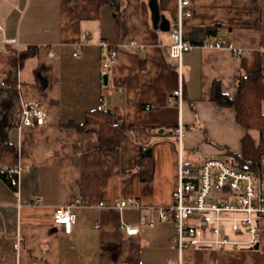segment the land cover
Returning a JSON list of instances; mask_svg holds the SVG:
<instances>
[{"label":"crops","instance_id":"0c3cea01","mask_svg":"<svg viewBox=\"0 0 264 264\" xmlns=\"http://www.w3.org/2000/svg\"><path fill=\"white\" fill-rule=\"evenodd\" d=\"M178 7L179 0H0V84L8 60L24 56L15 66L19 102L47 110L45 124L8 131L23 170L18 186L0 171V264H264V216L257 248L181 253L174 215H160L173 204L181 154L195 169L208 156L242 167L244 137L259 141L229 102L242 75L261 72L264 82V0H190L185 37L195 46L182 56V78L169 53ZM220 40L232 47L208 44ZM101 41L118 53L107 84ZM236 47L250 51L236 56ZM100 107L123 126L115 146L103 148L99 132L79 127ZM145 147L154 162L148 180ZM252 170L264 177V155ZM130 198L141 206L113 204ZM66 205L76 214L70 233L54 221ZM124 225L139 231L129 235Z\"/></svg>","mask_w":264,"mask_h":264},{"label":"built area","instance_id":"2783aa9c","mask_svg":"<svg viewBox=\"0 0 264 264\" xmlns=\"http://www.w3.org/2000/svg\"><path fill=\"white\" fill-rule=\"evenodd\" d=\"M189 4L190 0H179L177 20L170 33L172 42L169 53L178 61L181 78L182 56L195 46L185 37L184 19L191 15V11L187 9ZM101 44L105 49L104 74L111 75L118 53L116 48L106 41H101ZM208 44L215 47H232L226 40L210 41ZM249 51L247 48H234L236 56L247 54ZM175 96L179 107H182V84L175 90ZM46 121L47 110L42 104L35 101L22 103L20 125H42ZM175 131L181 143L185 134L184 124L180 123ZM246 162L250 163L251 159ZM22 170L23 167L19 163L1 169L14 186L19 185ZM113 204L119 208L141 206L137 198L122 199ZM101 205H104V202H101ZM170 214L174 215L177 223L173 242L181 253L189 246L254 247L260 239V219L264 216V177L251 168L240 167L218 156L204 158L200 168L195 169L181 154L179 183L174 191L173 204L160 213L163 218ZM54 221L70 233L76 221V214L71 210V205L57 207ZM124 227L129 235L139 231L136 226ZM18 247L19 243H16L15 248Z\"/></svg>","mask_w":264,"mask_h":264},{"label":"trees","instance_id":"16d2710c","mask_svg":"<svg viewBox=\"0 0 264 264\" xmlns=\"http://www.w3.org/2000/svg\"><path fill=\"white\" fill-rule=\"evenodd\" d=\"M23 59L24 56L16 57L14 55L8 60L10 68L5 71V83L0 84V163L3 162L6 169L17 163L13 157L14 147L9 141L8 131L10 128L18 126L21 119L22 104L19 102L17 92L15 66L18 62H24ZM239 86L237 95L230 99L229 103L237 110L238 122L247 130L257 128L260 131V138L256 143L248 132L244 137V152L236 158L238 163H241L244 167L257 169L264 155V112L262 109L264 82L262 73L252 72L242 75ZM79 127L84 130L99 132L103 148L113 144L115 146L123 132V126L115 122L114 112L104 107L90 110L87 113L86 120L79 124ZM247 159H251V162L247 163ZM141 160L149 162L148 168L142 171V178L144 180L151 179L154 162L149 147L143 148ZM1 169L0 166V171Z\"/></svg>","mask_w":264,"mask_h":264},{"label":"water","instance_id":"95a60500","mask_svg":"<svg viewBox=\"0 0 264 264\" xmlns=\"http://www.w3.org/2000/svg\"><path fill=\"white\" fill-rule=\"evenodd\" d=\"M161 28L163 30H170V28H171L170 21L164 16H162ZM102 80H103L104 84H107L108 80H109V75L107 73L103 74ZM258 246H259V244L257 243L254 247L257 248Z\"/></svg>","mask_w":264,"mask_h":264}]
</instances>
